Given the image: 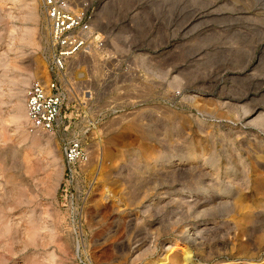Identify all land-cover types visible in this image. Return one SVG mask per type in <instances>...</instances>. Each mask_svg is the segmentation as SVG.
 I'll return each mask as SVG.
<instances>
[{"label":"rangeland","instance_id":"374dc122","mask_svg":"<svg viewBox=\"0 0 264 264\" xmlns=\"http://www.w3.org/2000/svg\"><path fill=\"white\" fill-rule=\"evenodd\" d=\"M42 2L0 0V264H264V0H91L70 180L27 131Z\"/></svg>","mask_w":264,"mask_h":264},{"label":"built area","instance_id":"2783aa9c","mask_svg":"<svg viewBox=\"0 0 264 264\" xmlns=\"http://www.w3.org/2000/svg\"><path fill=\"white\" fill-rule=\"evenodd\" d=\"M91 0H43L47 33L46 80L33 82L25 94L29 133L59 134L63 163L70 180L87 160L79 137L68 138L67 111L70 105L89 101L81 94L77 59L92 50L102 51L105 37L92 27Z\"/></svg>","mask_w":264,"mask_h":264},{"label":"bare ground","instance_id":"6f19581e","mask_svg":"<svg viewBox=\"0 0 264 264\" xmlns=\"http://www.w3.org/2000/svg\"><path fill=\"white\" fill-rule=\"evenodd\" d=\"M39 74V73H38ZM34 75L35 76H37V70H36V72H34ZM37 78V77H36ZM25 106V105H24ZM26 112V111H25ZM23 113V112H22ZM25 117H26V120H27V116H26V113H25ZM25 119V118H24ZM19 120V119H18ZM28 121V120H27ZM20 124V123H19ZM32 138H33V144H36V142H34V141H36L37 140V137L35 136V137H32L31 136V142H32Z\"/></svg>","mask_w":264,"mask_h":264}]
</instances>
